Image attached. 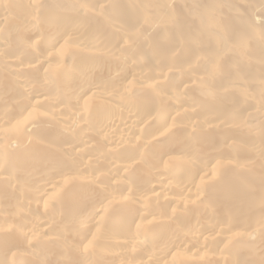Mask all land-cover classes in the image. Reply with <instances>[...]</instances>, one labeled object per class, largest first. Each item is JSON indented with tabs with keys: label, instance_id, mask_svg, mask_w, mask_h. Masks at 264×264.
Returning <instances> with one entry per match:
<instances>
[{
	"label": "bare ground",
	"instance_id": "1",
	"mask_svg": "<svg viewBox=\"0 0 264 264\" xmlns=\"http://www.w3.org/2000/svg\"><path fill=\"white\" fill-rule=\"evenodd\" d=\"M0 264H264V0H0Z\"/></svg>",
	"mask_w": 264,
	"mask_h": 264
}]
</instances>
